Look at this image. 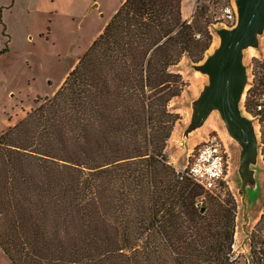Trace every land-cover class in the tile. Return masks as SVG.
I'll return each instance as SVG.
<instances>
[{
    "label": "trees",
    "instance_id": "obj_1",
    "mask_svg": "<svg viewBox=\"0 0 264 264\" xmlns=\"http://www.w3.org/2000/svg\"><path fill=\"white\" fill-rule=\"evenodd\" d=\"M182 1L125 0L55 93L0 134V247L12 264L234 263L232 192H205L164 151L183 87L171 67L201 60L212 37ZM245 107L264 121V74Z\"/></svg>",
    "mask_w": 264,
    "mask_h": 264
},
{
    "label": "rangeland",
    "instance_id": "obj_2",
    "mask_svg": "<svg viewBox=\"0 0 264 264\" xmlns=\"http://www.w3.org/2000/svg\"><path fill=\"white\" fill-rule=\"evenodd\" d=\"M100 1L106 15H110L119 2ZM228 2L199 0L196 6L195 18L190 22L194 19V24L201 26L197 29L202 38L209 32L211 43L201 60L194 61L184 54L171 67L181 75L183 87L180 94L168 102V109L179 117L164 151L178 170L187 173L188 162L205 139L210 136L222 144L227 158L225 184L237 202L233 264H249L252 255L263 253L264 256V222L261 228L257 227L264 213V121H260L259 114L253 115L245 107L247 90L253 85L256 72L264 74V24L257 30L255 42L241 50L247 81L239 106L242 114L251 121L256 137L250 161L245 164L244 145L230 129L219 107L196 118L211 80L210 72L203 65L221 47L220 31L226 28L221 24V8ZM88 4L89 0H61L59 3L53 0H0V134L24 118L35 106L36 98L52 96L61 80L101 33L98 30L106 17L98 7H86ZM57 7L61 9L58 12ZM72 7L75 13L66 12ZM84 9L88 13H79ZM236 10L239 16L237 0ZM0 264H12L1 247Z\"/></svg>",
    "mask_w": 264,
    "mask_h": 264
},
{
    "label": "water",
    "instance_id": "obj_3",
    "mask_svg": "<svg viewBox=\"0 0 264 264\" xmlns=\"http://www.w3.org/2000/svg\"><path fill=\"white\" fill-rule=\"evenodd\" d=\"M239 16L232 28L220 31L222 44L204 63L211 74L210 85L201 99L196 118H202L213 107H219L232 132L244 145L245 164L254 151L256 137L251 121L240 110L247 75L241 61L242 47L255 42L256 32L264 24V0H237Z\"/></svg>",
    "mask_w": 264,
    "mask_h": 264
},
{
    "label": "built area",
    "instance_id": "obj_4",
    "mask_svg": "<svg viewBox=\"0 0 264 264\" xmlns=\"http://www.w3.org/2000/svg\"><path fill=\"white\" fill-rule=\"evenodd\" d=\"M223 21L226 28L234 27L238 22L236 0H229L221 8ZM200 36V33L197 34ZM188 173L206 191L212 193L221 192L222 183L226 181L227 158L226 150L222 144L214 138L205 139L198 148L191 161L188 162Z\"/></svg>",
    "mask_w": 264,
    "mask_h": 264
},
{
    "label": "crops",
    "instance_id": "obj_5",
    "mask_svg": "<svg viewBox=\"0 0 264 264\" xmlns=\"http://www.w3.org/2000/svg\"><path fill=\"white\" fill-rule=\"evenodd\" d=\"M61 2V0H53V2ZM125 0H119V2L117 3L116 7H114L113 9V12L110 14V15H106L107 11L105 10H101V6H102V3L100 0H89V4L86 6V7H98L99 9V12L101 11V13L104 15V17H106V20L105 22L103 23L102 27L98 30V33L102 32V30L104 29L105 25L107 24V22L111 19V15L114 14L118 8L120 7V5L124 2ZM199 0H183L182 1V16L184 19H187L188 21L191 20L192 16H193V13L196 9V6L198 4ZM59 10H61L59 7H57L56 11L58 12ZM66 12H69V13H75L76 10L74 9V7H72L71 9L69 10H66ZM88 13V10L87 9H84L83 11L79 12V13ZM74 67V66H73ZM65 78H63L61 80V82L59 83L58 87L54 90V93L55 91L59 88V86L62 84V82L64 81ZM53 93V94H54ZM52 94V95H53Z\"/></svg>",
    "mask_w": 264,
    "mask_h": 264
},
{
    "label": "bare ground",
    "instance_id": "obj_6",
    "mask_svg": "<svg viewBox=\"0 0 264 264\" xmlns=\"http://www.w3.org/2000/svg\"><path fill=\"white\" fill-rule=\"evenodd\" d=\"M195 79H196V78H195ZM192 80H193V79H192ZM192 80H191V81H192ZM196 82H197V81H196ZM195 84H196V83H195Z\"/></svg>",
    "mask_w": 264,
    "mask_h": 264
}]
</instances>
